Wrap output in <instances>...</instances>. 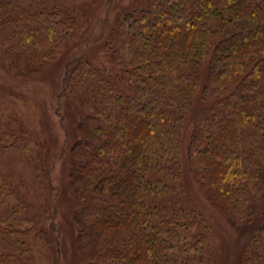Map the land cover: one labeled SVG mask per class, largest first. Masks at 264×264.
Listing matches in <instances>:
<instances>
[{"label": "trees", "instance_id": "1", "mask_svg": "<svg viewBox=\"0 0 264 264\" xmlns=\"http://www.w3.org/2000/svg\"><path fill=\"white\" fill-rule=\"evenodd\" d=\"M74 34L64 6L0 0V53L16 75L44 71ZM104 52L111 68L81 59L64 78L81 133L70 176L82 264H204L186 169L233 227L256 223L237 263L264 264V0H136ZM11 123L1 144L27 150ZM27 208L0 174V264L30 262L49 239L52 220Z\"/></svg>", "mask_w": 264, "mask_h": 264}, {"label": "rangeland", "instance_id": "2", "mask_svg": "<svg viewBox=\"0 0 264 264\" xmlns=\"http://www.w3.org/2000/svg\"><path fill=\"white\" fill-rule=\"evenodd\" d=\"M5 1L18 6L30 2L43 3L49 8L61 5L71 11L75 21L72 41L42 72L29 77L16 75L12 58L0 53V128L3 124V128L6 125L13 129L16 125L11 121L20 122L28 140L27 150L5 149L0 142V174L28 205L24 217L45 216L53 222L49 239H38L32 245L33 258L26 264H82L75 218L81 200L73 193L70 176L71 150L81 133L78 115L63 96L64 78L81 59L111 68L104 52L106 40L117 19L132 11L136 0ZM196 104L195 110L205 105L200 100ZM182 191L184 205L195 207L202 216L196 231L207 239L209 253L204 264H238L256 223L241 230L233 227L210 204L188 169ZM260 205L264 209V201Z\"/></svg>", "mask_w": 264, "mask_h": 264}]
</instances>
